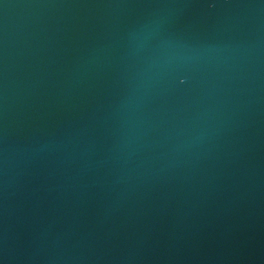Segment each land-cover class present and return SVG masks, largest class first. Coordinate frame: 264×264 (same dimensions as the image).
Listing matches in <instances>:
<instances>
[{
    "label": "water",
    "instance_id": "water-1",
    "mask_svg": "<svg viewBox=\"0 0 264 264\" xmlns=\"http://www.w3.org/2000/svg\"><path fill=\"white\" fill-rule=\"evenodd\" d=\"M0 264H264V0H0Z\"/></svg>",
    "mask_w": 264,
    "mask_h": 264
}]
</instances>
